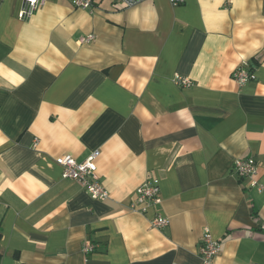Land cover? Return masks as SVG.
<instances>
[{
	"label": "crops",
	"instance_id": "0c3cea01",
	"mask_svg": "<svg viewBox=\"0 0 264 264\" xmlns=\"http://www.w3.org/2000/svg\"><path fill=\"white\" fill-rule=\"evenodd\" d=\"M23 7L0 0V264H203L206 230L212 264H264V0ZM95 151L105 202L56 162ZM247 158L262 191L234 172ZM154 179L163 203L137 204Z\"/></svg>",
	"mask_w": 264,
	"mask_h": 264
},
{
	"label": "built area",
	"instance_id": "2783aa9c",
	"mask_svg": "<svg viewBox=\"0 0 264 264\" xmlns=\"http://www.w3.org/2000/svg\"><path fill=\"white\" fill-rule=\"evenodd\" d=\"M52 0H24V7L20 12V17L24 20L30 19L38 10L42 9L47 3ZM75 8L83 10H94L96 0H70ZM117 3H122L126 7H133L145 0H113ZM186 0H170L173 6H179L185 3ZM94 35L84 37L80 43H90L95 40ZM257 76L253 70L250 69L248 63H242L233 72V80L239 87H243L251 81H255ZM175 83L178 86L188 87L191 81L187 78L176 76ZM100 157V152H92L85 161L78 162L72 156H62L56 159L58 165L63 169L62 175L64 179L78 182L95 201L105 202L109 199V192L105 189L98 175L97 159ZM258 171L257 162L253 158L238 159L234 163V172L241 178L251 179V185L259 191L263 187L259 185L256 176ZM137 204L145 206L161 205L163 198L161 194L160 181L158 179L150 180L140 186L136 190ZM137 210V206L133 207ZM143 213L147 212V208L141 210ZM171 221L168 217L157 215L151 222L153 228L161 230L170 225ZM96 245L88 242L83 248L85 257H89L95 252ZM221 243L214 240L210 232L206 230L202 239L200 254L203 264H212L214 258L221 252Z\"/></svg>",
	"mask_w": 264,
	"mask_h": 264
},
{
	"label": "trees",
	"instance_id": "16d2710c",
	"mask_svg": "<svg viewBox=\"0 0 264 264\" xmlns=\"http://www.w3.org/2000/svg\"><path fill=\"white\" fill-rule=\"evenodd\" d=\"M1 238H2V230H1V222H0V242H1ZM2 259V255H1V247H0V261Z\"/></svg>",
	"mask_w": 264,
	"mask_h": 264
}]
</instances>
